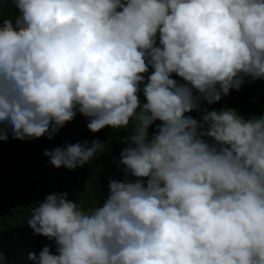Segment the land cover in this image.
<instances>
[{
    "label": "clouds",
    "instance_id": "clouds-1",
    "mask_svg": "<svg viewBox=\"0 0 264 264\" xmlns=\"http://www.w3.org/2000/svg\"><path fill=\"white\" fill-rule=\"evenodd\" d=\"M11 2L19 15L0 23V144L51 139L77 112L93 133L135 126L119 163L137 179L110 180L100 207L66 193L38 202L27 223L56 252L29 253L32 264H264V114L184 115L244 77L264 79V0ZM101 148L44 155L73 169Z\"/></svg>",
    "mask_w": 264,
    "mask_h": 264
},
{
    "label": "trees",
    "instance_id": "trees-1",
    "mask_svg": "<svg viewBox=\"0 0 264 264\" xmlns=\"http://www.w3.org/2000/svg\"><path fill=\"white\" fill-rule=\"evenodd\" d=\"M17 15L19 12L11 0H0V23L6 18L14 20ZM152 71L149 66L148 71L142 74L145 82ZM170 78L178 84L186 83L175 73ZM137 95L141 104L146 102L142 91ZM197 95L193 89V96ZM223 109H233L245 120L264 114V79L244 77L238 91L229 89L228 95L212 104L200 98L197 107L184 115L203 124L202 117L207 111ZM87 122L88 118L77 112L51 139L47 136L30 140L9 137L6 144H0V264H32L29 253H39L45 246L55 254L54 240L33 234L27 223L31 210L47 195L66 193L69 200L80 203L86 210L102 206L110 180L137 179L131 175L126 177L124 165L119 163L121 151L132 145L134 123L130 120L126 127L115 129L105 126L93 133L87 129ZM161 123L156 120L149 126V137ZM203 139L210 145L215 143L211 137ZM93 140L100 142L102 148L89 161L73 169L63 165L54 167L44 155L45 151L57 147L84 141L91 143ZM140 179L147 180L146 177Z\"/></svg>",
    "mask_w": 264,
    "mask_h": 264
}]
</instances>
